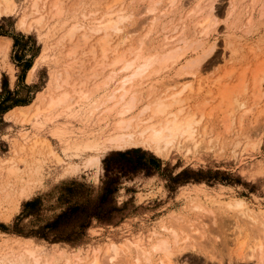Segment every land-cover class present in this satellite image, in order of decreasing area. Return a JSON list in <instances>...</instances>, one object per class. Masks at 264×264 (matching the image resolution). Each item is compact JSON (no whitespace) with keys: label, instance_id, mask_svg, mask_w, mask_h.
<instances>
[{"label":"rangeland","instance_id":"obj_1","mask_svg":"<svg viewBox=\"0 0 264 264\" xmlns=\"http://www.w3.org/2000/svg\"><path fill=\"white\" fill-rule=\"evenodd\" d=\"M48 1L50 0H45L44 5L43 1H39V8L41 9L42 6L43 8L37 12H29L31 10L29 0H16L13 12L0 16V43L3 42V38L10 39L7 53L5 55L0 53V91L2 74H4L9 90L15 91L19 97L26 96L28 92L25 85L29 86L28 94L34 96L29 103L36 98L38 92L46 93L50 90L56 76L55 73L62 72L61 66L69 60L75 61L76 55L78 58L73 63L76 66L80 65L78 61L81 59L83 65L81 64L79 69L75 68L68 72L69 82L80 81L84 74L80 77L81 75L77 73L90 71L93 67L91 64L96 59L92 58L91 54L89 55L87 49L100 35L94 34L84 47H78L75 54L70 57H65L67 50L77 44L76 39L78 38L74 36L71 42L60 40V38L73 22L86 24L95 16L98 17V12L102 13L104 12L102 10L106 9L104 4L111 0H59L65 13L53 19L50 18L51 11L48 9L50 5ZM125 1L131 4L134 12L129 24L125 23V29L130 30L131 37L135 38L148 29L150 14L143 11L145 0ZM196 2L195 0H179L177 4L182 6V13H187ZM230 2L231 0H214L217 26L214 31L210 32L207 39L209 44L214 42V48L209 54L210 58L199 71V78L195 79L189 75L175 76L177 66L162 71L158 75L162 83H170L174 79H178L181 83L183 81L190 83L191 91H186L184 94L188 99V107L192 110L197 104L203 107V118L197 126L196 139H199L197 148L193 143H189L183 150L173 148L169 152L157 154L146 148L130 146L106 151L101 157L99 168L93 164H87L86 158L89 153L76 148L72 143V138L84 132L97 133L105 127L104 123H96L97 116L103 110L102 106L96 107V104L108 89L99 92L101 96L96 94L97 99L93 97L80 107L72 106L69 110L58 108L52 112L55 114L61 112V119L58 123L61 131L60 138L56 137L51 130L56 123H43V120L38 118L37 123L41 124L40 129L33 130L29 121L22 123L20 117L18 119L5 117V114L13 107L4 113V123L0 124V160L12 155L13 163H11L18 168L19 175L22 177L19 180L16 178L7 180L4 177V169L0 170V257L2 255L0 264H16V262L33 264L30 257L21 251L24 243L30 244L41 260L52 259L53 264H66V261L76 262L79 258L87 259L94 248L102 249L109 241H116L122 236H130L132 239L148 243L150 235L151 241L148 243L150 244L159 237L169 236L168 232L162 229V223L169 232H177L179 246L185 244L183 239H186V235L188 236L189 246H184L185 249L173 256L175 264H264V259L263 262H258L254 258L251 259L249 255L237 254L242 240L249 237V242H251L252 232L249 230L253 229L257 222H252L247 216L238 217L235 212L225 208L215 210L214 207L215 212L213 213L207 211L195 213V210L189 208L188 197L195 194L202 199L212 197L228 201L239 198L244 201L247 213L255 211L258 214L259 224L257 225L264 224V212H262L264 211V80L255 94L252 92L254 91L251 87L252 80V83L250 82L252 74L250 69L259 63H264V6H262L264 0H262L263 3L259 1L254 4L252 0H236L234 9H232L234 14L230 17L231 19L237 17L238 20L232 24L229 23L230 17L227 18V12L231 9ZM24 4L27 5L24 6ZM72 9H75L74 12ZM20 15L28 16L26 27L19 25V17H22ZM40 16H43L42 22L36 23V19ZM248 17H251L253 21L251 26L247 21ZM30 18L35 21L33 24ZM177 18L176 15L173 23H176ZM161 25H156L155 22L153 26L155 31L151 32L150 40L148 39L150 43L158 41L161 37L159 36L162 34L159 30ZM246 28L249 30L246 31ZM187 29L189 31L190 28ZM18 33L25 37L30 36L28 47L32 51H21L19 48L17 53L20 50L21 53H25V57L34 55L31 66L36 63L31 78L27 79L30 66L23 82L18 80L20 67L16 66V61L12 58L13 39L11 36ZM78 33L76 37L80 38ZM95 35L97 38H94ZM115 35L113 33V44L118 40ZM57 37H60L59 40L56 39ZM55 39L56 42L58 41L56 46H54ZM206 44L208 46V43ZM38 55L41 56L37 59ZM98 55L100 57L97 51L95 57ZM72 60L68 63L70 64ZM96 61L99 62V58ZM95 65L97 66V63ZM96 66L94 71H99L94 73L97 76L87 79L88 84L101 81L105 73L109 72L108 69L101 71L100 66ZM246 67H248L246 73L248 80H246L249 88L238 96V101L242 103V106L239 107L236 103L238 106L230 113L231 107L226 108L228 103L221 101L219 92L225 85L229 86L235 81L237 83L240 71ZM228 70H234L231 71L230 77L226 76ZM181 86L182 84L168 85V91H174ZM72 102L73 100H70L69 105L73 104ZM225 112L230 113L226 121L228 128L221 121ZM27 113L29 116L28 110ZM33 135L36 141L38 140L34 144L31 138ZM213 138L217 141L211 140L210 142L209 139ZM20 143L26 144L23 149H20L21 151L19 150ZM29 145L33 147L30 149ZM130 148H139L144 152L141 160L148 159L149 155L158 158L160 160L159 171L151 174H146L142 170L121 173L112 169L107 172L108 175H116L114 183L116 190L104 198V203L101 204L103 209H100L99 214L84 219V210L89 211V208L99 201L103 192L107 174L102 160L116 151ZM51 150H54L53 152L63 161H55ZM131 157L132 160L139 159V154L134 153ZM3 167H6V164ZM22 189L29 191L27 197H20ZM34 198L38 201L33 207H24L26 201ZM75 206L79 207L75 213V216L77 214L76 219L65 223L55 222L61 213ZM108 208H113V210L104 213ZM6 213L8 215H5ZM81 220L88 222L87 226L80 229L77 224ZM46 225L49 226L46 227ZM258 235L260 236V233ZM169 239H171L170 236ZM260 239L264 241V236ZM248 252L249 250H244V253L249 254ZM11 254L15 255V258L11 257ZM134 256L132 251L131 261L129 258L128 261L122 260L119 264H137ZM158 257L159 255L153 257L155 261L153 263L157 262L155 259ZM142 261L138 264H148Z\"/></svg>","mask_w":264,"mask_h":264},{"label":"bare ground","instance_id":"obj_2","mask_svg":"<svg viewBox=\"0 0 264 264\" xmlns=\"http://www.w3.org/2000/svg\"><path fill=\"white\" fill-rule=\"evenodd\" d=\"M29 1V8L31 9H29V12L39 11V1H43V5L45 4V0ZM50 1H48V4H50L48 9L51 12L49 10L48 11L51 15L50 18L53 19L54 17L60 16L64 12V10H62L63 8H61L59 0ZM145 1L146 3L144 5L143 11L145 13H148V15L150 14V18L148 21L149 26L142 35L138 34L139 36H136L135 38L133 37L134 39L131 37V31L125 29L126 24H129L128 22L134 13L132 11L133 8L131 7V4L126 3L125 0L108 1L104 4V7H106L105 10H102L104 12H98V17L95 16V18L91 19L86 24L83 22H73L71 26L69 25L70 27H67V30L64 31V34L62 35L61 33L62 36L61 38L59 37L60 40H68L69 42H71L70 40H72L75 36V38H78L76 40L79 41H76L77 44H75L74 47H70V50H67L68 52L65 51L67 52L65 57H70L71 55L73 56L78 47H84L89 42V40H91L90 38L94 34H97V36H100L97 38L95 35L94 38H97L96 40H94L95 45H89V48L87 50L89 52V55L91 54L92 58H95L96 60L97 58H99L100 61L97 62L95 60L91 64L93 67H91L90 71H87L82 67V69L86 70V72L82 71L83 73H77L78 75H81L80 77H82V75L84 74L81 79L76 78L77 80L80 79V81L74 82L72 79L73 82H69L70 79L68 80V72L75 68L79 69L81 64L83 63V61L79 59L78 62H80V65L77 64L76 66L74 63L76 61V58H78L77 55L75 61L70 58L72 62L69 64L68 62H70L71 60H67V63L65 61L66 64L64 63L65 65L62 64L63 66H61L62 72L55 73L56 76L53 79V85L50 90H48L46 93L38 92L36 98L31 103L26 106L22 105L13 107L6 113L5 117L14 119H18L20 117V122L22 123L25 121H29L33 130L40 129L41 124L37 123L38 118L42 119L43 123H56L55 127L51 130L56 137L60 138L61 131L58 127V123L61 119V112L59 110V113L56 114L52 112L58 108H61V110H69L72 106L80 107L82 106V104L88 103L89 100L95 97L96 94L101 96V93L99 94V92H103V90L105 91L108 89L109 91L107 90L105 94L102 93L104 95L99 99V102H96V107L102 106L103 108L101 109L103 110L97 116V119L96 117L94 118L97 121H95L96 123H104L105 127L101 131H97V133H95L94 131V133L92 132L93 134L84 132L81 135L72 138V143L76 148L89 153L86 158L87 164H93L96 168H99L101 157L106 151L111 149H124L130 146L146 148L157 154L169 152L173 148L183 150L189 145V143H193L197 148L199 141V139H196V135L198 134L197 126L198 124H200L203 118V107L199 104H197L193 110L192 108L188 107V99L184 94L186 91H191L190 83L185 81L181 83L178 79H174L170 83H162V81H160L161 78H158V75L162 71H166L171 67L175 68V66H177V68H175V76L184 77V75H189L195 79L199 78V71L205 65L206 61L210 58L209 54L214 48V42L209 44L210 42L207 41L208 35L210 34V32L214 31L217 26V16L215 15L216 7H214V0H195L197 2L192 5L193 8H190L187 13L181 12L182 6H178L177 4L179 0H165V2H162V0ZM259 1L262 2V0H252V3H258ZM161 2L162 4L160 5ZM234 2H236V0H231L230 2L231 9L227 12V18L234 14V10H232L234 9ZM15 4L16 0H0V16L3 14H11L14 10ZM26 5L24 4V6ZM48 11L46 12V14L48 13ZM176 15L178 16V18L176 19V23H173L175 21ZM26 17L28 16L23 15L22 17H19L18 23L21 27L27 24ZM231 17L229 19L230 24L238 20L237 17L233 19H231ZM42 18L43 16L37 18L36 23H40ZM30 19H32L33 24V22L35 21H33V18ZM247 21L249 23V26H251V23L253 22L251 20V17H248ZM46 22L47 21H45V23ZM155 22L156 25L162 24L161 27H159V30L162 34L159 35L161 37L158 39V41H153V43H150L149 38L151 32L155 31V27H153ZM168 22H170V24ZM187 28H190L189 31H187ZM248 30L249 28H246V31ZM77 32H79L78 35H80V38L78 36L76 37ZM113 33L116 34V39H118L117 42H114V44L112 43V39L114 38ZM59 38L57 37L56 39L59 40ZM56 39L54 41V46H56V43H58V41L56 42ZM206 43H208V46H206ZM50 46L53 45L50 44ZM8 47L9 40L3 39V42L0 43V53H3L5 55L7 53ZM97 51L100 53V57L99 55L98 57H95ZM40 56L41 55H38L37 59ZM253 58H255V56ZM80 60L82 61V63ZM96 63L98 67L100 66L99 69H101V71L108 69L109 72L105 73V77L103 76V78H101L102 80L100 79L101 81H97L95 83L93 80L92 82L94 83L88 84L86 80L91 77L97 76L94 72L99 71H94ZM35 68L36 63H34L29 69L27 79L31 78ZM252 68L253 69H250L252 73L250 75L251 79H249L250 82L251 80L253 82H251L252 85H250L254 90L252 92L255 94L257 89H259L261 82L264 80V63H259ZM231 71L233 72L234 70ZM231 71H227V77H230L232 75ZM241 71L239 74L240 77L238 76L239 79L237 78V83L236 81L234 82L236 83L235 85H233V82V84L229 86L225 85L219 92L221 101H226L228 103V107L226 108L231 107V110L229 109V112L234 110L238 105L239 107L242 106V103L238 101V96L241 93L245 92L247 88H249V85L247 84L248 79L246 78L248 67L244 68ZM71 76L72 75H70V77ZM152 76L155 77L151 78ZM172 84H182V86L179 89L170 92L168 91V85ZM70 100H73V104L69 105ZM236 103H238V105ZM234 104L236 105L234 106ZM27 110L30 113L29 116L28 113L26 114ZM90 113L93 112L90 111ZM227 113L228 112H225V114H223V120L221 119L222 123L225 124L224 126L228 124V122L226 121L231 112L229 114ZM87 120L89 121L88 118ZM226 128L228 127L226 126ZM226 128L224 127V131H226ZM31 138L33 144L38 141H36L34 135ZM214 138L209 139L210 142L211 140H214L216 142L217 139L215 140ZM25 145L26 144L24 143H20L19 150L23 149ZM32 147L33 145H29L30 149ZM53 151L54 150H51L50 152L54 154L55 161L62 162L63 160L61 159V157H59ZM12 160V155H10V157L8 158L0 160V170L4 169V177H6L7 180L9 178H16V180H19V178H21L22 176L19 175L18 168L12 164ZM5 164L6 167H3ZM28 195L29 191L27 189H22V191L20 192V197H27ZM188 199L190 203L189 208L195 210V213L198 211L199 213L201 211L213 213L217 209L225 208L226 210L235 212L238 217L247 216L252 222H257V224H259L258 214L255 211L250 212V214L247 213L246 206L244 205L245 203L242 199L233 198L231 200L229 199L228 201L212 197H206V199H202L196 194L193 196H189ZM7 213L5 215L10 214L11 211L10 213ZM257 224L255 227H253V229L249 230V232H252L251 242H249V237L242 240L240 246L238 247L237 254L241 256L249 255L251 259L254 258L258 262H263L264 241H262L260 237L264 236V224ZM189 225H191V223ZM162 229L168 232L172 240L169 239V236H163L153 240L150 244H148L151 241L150 235L148 238V243L138 241V239H132L130 236H122L121 239H118L116 241H109L102 249L94 248L89 258L82 260L79 258V256V259H77L76 262L66 261V264H119L122 260L128 261L132 251L135 254L134 260L137 262V264L142 260L148 264H175L173 256L176 255L178 251H181L185 249V247L189 246L187 244L188 236L186 235V239H183L185 244H183L182 247L178 245V234L176 231L169 232V230L166 228V226H164L163 223ZM258 233H260V236L258 235ZM5 243L7 244V242ZM147 245H150V247H147ZM192 246L193 244H191V247ZM245 249L249 250V254L244 253ZM21 251L30 257L33 264H53L52 259L44 258L43 260H41L40 257L35 254V250L28 243H24L22 245ZM155 255H159V257L158 259H155L157 260V262L153 263V257ZM12 256L13 255L11 254V257ZM0 258H2V255ZM129 261H131V258ZM16 264L22 263L16 262Z\"/></svg>","mask_w":264,"mask_h":264},{"label":"trees","instance_id":"obj_3","mask_svg":"<svg viewBox=\"0 0 264 264\" xmlns=\"http://www.w3.org/2000/svg\"><path fill=\"white\" fill-rule=\"evenodd\" d=\"M1 34V33H0ZM13 39V56L12 58L16 61V66L20 67V73L18 75V80L23 82L25 74L27 70L30 68L32 64V58L34 55H31L30 57H25V53H21V51H28L31 50L30 47H28V42L30 41V36L25 37L24 35L18 33L17 35L11 36ZM19 52L17 53V49H19ZM32 51V50H31ZM1 91H0V124L2 125L4 123L3 121V115L4 113L9 110L10 108L17 106V105H26L28 104L34 96L29 95L30 92L29 86L25 85L27 88V94L26 96L19 97L18 94L15 91H10L8 88V84L6 82V76L2 74V83H1ZM134 153L139 154V159L132 160L131 155ZM144 155V152L140 151L139 148H130L126 149L124 151H116L114 154L106 156L102 162L104 164L105 173L110 172L112 169H116L117 172L126 173V172H137V171H144L146 174H151L152 172L159 171L160 169V160L153 155H149L148 159L141 160ZM106 181L104 183L103 192L100 195L99 201L89 208V211H85L84 219H88L92 215L99 214L101 208V204L104 203V198L108 195L113 193L116 189L114 186L116 175H106ZM38 201L37 198H34L30 201H26L24 204V207H33L36 202ZM84 208V207H82ZM79 210L78 206H75L63 213H61L57 219L56 223L58 222H67L72 219H76L75 213ZM97 210V211H95ZM113 208L105 209L104 213H109ZM79 217V216H78ZM82 218V219H83ZM87 220L84 222H81L78 225V227L84 228L87 226ZM78 223V221L76 222ZM54 224V223H52ZM49 225H46L48 227ZM4 228V227H3Z\"/></svg>","mask_w":264,"mask_h":264},{"label":"crops","instance_id":"obj_4","mask_svg":"<svg viewBox=\"0 0 264 264\" xmlns=\"http://www.w3.org/2000/svg\"><path fill=\"white\" fill-rule=\"evenodd\" d=\"M4 39V38H3ZM6 40L8 39L9 40V42H10V39L9 38H5ZM5 41V40H4ZM29 71V70H28ZM28 74V73H27ZM28 105V104H27ZM24 106H26V105H24ZM6 115V114H5Z\"/></svg>","mask_w":264,"mask_h":264}]
</instances>
